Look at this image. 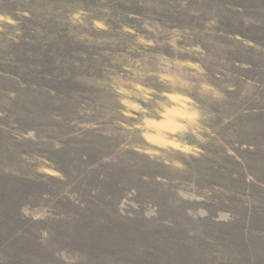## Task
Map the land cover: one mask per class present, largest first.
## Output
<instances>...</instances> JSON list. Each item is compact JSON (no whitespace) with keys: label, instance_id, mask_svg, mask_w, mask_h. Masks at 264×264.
Returning a JSON list of instances; mask_svg holds the SVG:
<instances>
[{"label":"rangeland","instance_id":"rangeland-1","mask_svg":"<svg viewBox=\"0 0 264 264\" xmlns=\"http://www.w3.org/2000/svg\"><path fill=\"white\" fill-rule=\"evenodd\" d=\"M0 264H264V0H0Z\"/></svg>","mask_w":264,"mask_h":264}]
</instances>
